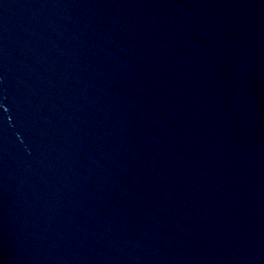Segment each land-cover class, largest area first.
<instances>
[{"label":"water","instance_id":"obj_1","mask_svg":"<svg viewBox=\"0 0 264 264\" xmlns=\"http://www.w3.org/2000/svg\"><path fill=\"white\" fill-rule=\"evenodd\" d=\"M0 264H264V0H0Z\"/></svg>","mask_w":264,"mask_h":264}]
</instances>
